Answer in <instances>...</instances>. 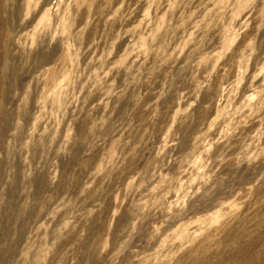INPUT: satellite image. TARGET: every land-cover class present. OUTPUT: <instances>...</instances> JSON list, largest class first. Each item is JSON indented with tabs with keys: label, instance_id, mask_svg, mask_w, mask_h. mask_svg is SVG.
I'll list each match as a JSON object with an SVG mask.
<instances>
[{
	"label": "rangeland",
	"instance_id": "obj_1",
	"mask_svg": "<svg viewBox=\"0 0 264 264\" xmlns=\"http://www.w3.org/2000/svg\"><path fill=\"white\" fill-rule=\"evenodd\" d=\"M0 264H264V0H0Z\"/></svg>",
	"mask_w": 264,
	"mask_h": 264
}]
</instances>
